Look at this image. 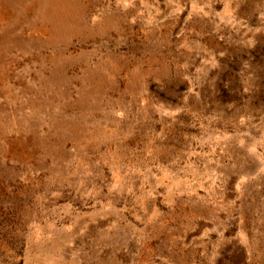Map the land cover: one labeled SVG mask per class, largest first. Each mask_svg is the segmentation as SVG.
Listing matches in <instances>:
<instances>
[{
	"label": "rangeland",
	"instance_id": "rangeland-1",
	"mask_svg": "<svg viewBox=\"0 0 264 264\" xmlns=\"http://www.w3.org/2000/svg\"><path fill=\"white\" fill-rule=\"evenodd\" d=\"M0 264H264V0H0Z\"/></svg>",
	"mask_w": 264,
	"mask_h": 264
}]
</instances>
